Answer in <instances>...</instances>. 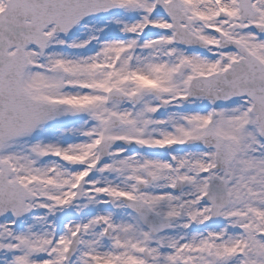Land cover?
Instances as JSON below:
<instances>
[{
    "label": "snow or ice",
    "instance_id": "1",
    "mask_svg": "<svg viewBox=\"0 0 264 264\" xmlns=\"http://www.w3.org/2000/svg\"><path fill=\"white\" fill-rule=\"evenodd\" d=\"M0 264H264V0H0Z\"/></svg>",
    "mask_w": 264,
    "mask_h": 264
}]
</instances>
